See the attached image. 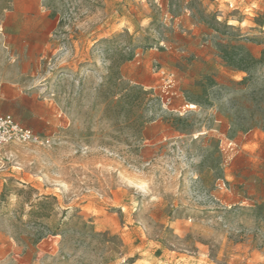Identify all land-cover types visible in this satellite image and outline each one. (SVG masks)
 I'll return each instance as SVG.
<instances>
[{
  "label": "rangeland",
  "instance_id": "rangeland-1",
  "mask_svg": "<svg viewBox=\"0 0 264 264\" xmlns=\"http://www.w3.org/2000/svg\"><path fill=\"white\" fill-rule=\"evenodd\" d=\"M0 92V264H264V0H0Z\"/></svg>",
  "mask_w": 264,
  "mask_h": 264
},
{
  "label": "built area",
  "instance_id": "built-area-1",
  "mask_svg": "<svg viewBox=\"0 0 264 264\" xmlns=\"http://www.w3.org/2000/svg\"><path fill=\"white\" fill-rule=\"evenodd\" d=\"M39 141V136L33 130L18 123L12 115L0 112V146L13 142L39 143Z\"/></svg>",
  "mask_w": 264,
  "mask_h": 264
},
{
  "label": "trees",
  "instance_id": "trees-1",
  "mask_svg": "<svg viewBox=\"0 0 264 264\" xmlns=\"http://www.w3.org/2000/svg\"><path fill=\"white\" fill-rule=\"evenodd\" d=\"M137 99V97H129V99H128V103L127 104H129V105H134L136 102H135V100Z\"/></svg>",
  "mask_w": 264,
  "mask_h": 264
},
{
  "label": "crops",
  "instance_id": "crops-1",
  "mask_svg": "<svg viewBox=\"0 0 264 264\" xmlns=\"http://www.w3.org/2000/svg\"><path fill=\"white\" fill-rule=\"evenodd\" d=\"M48 21H51L49 18H48ZM0 98H4L3 94L0 92ZM3 113V112H1ZM5 114H9V113H5ZM11 115V114H10ZM13 116V115H12ZM14 117V116H13ZM26 127V126H25Z\"/></svg>",
  "mask_w": 264,
  "mask_h": 264
}]
</instances>
